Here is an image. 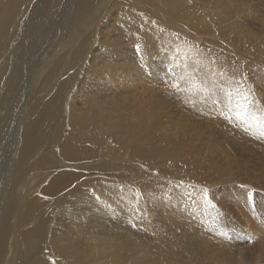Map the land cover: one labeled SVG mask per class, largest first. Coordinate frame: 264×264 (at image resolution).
Returning <instances> with one entry per match:
<instances>
[{"label": "bare ground", "instance_id": "bare-ground-1", "mask_svg": "<svg viewBox=\"0 0 264 264\" xmlns=\"http://www.w3.org/2000/svg\"><path fill=\"white\" fill-rule=\"evenodd\" d=\"M258 94L264 0H0V264H253Z\"/></svg>", "mask_w": 264, "mask_h": 264}, {"label": "rangeland", "instance_id": "rangeland-1", "mask_svg": "<svg viewBox=\"0 0 264 264\" xmlns=\"http://www.w3.org/2000/svg\"><path fill=\"white\" fill-rule=\"evenodd\" d=\"M254 88H255V91L257 93H259V94L262 93V90H263V86L262 85H258L257 84V85H255ZM259 94H258V97L260 98V100L258 102L259 103L261 102L260 106H261V109H263L264 108V100H263V97L261 98L259 96ZM263 111H264V109H263ZM236 145L237 144H235V147H236ZM262 145H264V144H262ZM238 154H237L238 156L236 155V159L238 160V162L243 161L242 159H245V157H246L245 154L246 153L242 152V153H238ZM250 164L251 165H255L256 166L255 168L259 169V171H256V177L255 178H253L252 176H249L248 177L249 180L247 181L245 187L240 188V189H243L242 197L246 201L247 205L249 206V210H252L254 212V214H256L257 216H259V217H261L263 219L262 221L260 220L261 222H259V226L260 225L264 226V198H263L264 197V167H262L264 165H262L261 163H258L256 161H253V160H252V162ZM251 167H253V166H251ZM248 174H250V172ZM261 184H262V186H261ZM249 194H251V199H249ZM234 197H236V195H234ZM256 198H258V199H256ZM231 208L232 209L227 207V217L234 220L236 218V212L234 211L233 207H231ZM234 224H236V223H234ZM246 228L247 227H244L243 229H246ZM255 230L256 229L249 230V231H247V230L244 231L245 233H242L243 238L245 236H247V237L251 236V237L254 238V236H256V234H257V232H255ZM262 243H264V242H262ZM230 246H231V248L227 247L228 248L227 250L230 252L231 255H233V256H235V258H237V254H238L237 250L238 249H235L236 248V244H235V248H233L234 245L230 244ZM241 248H243V250H246L245 255L248 256V257L250 256V258L252 259V263L253 264H264V250L260 251L258 249L259 247L257 248V244H256L255 240H253L252 243L246 242L245 245L242 244ZM254 251H255V253H254Z\"/></svg>", "mask_w": 264, "mask_h": 264}, {"label": "snow or ice", "instance_id": "snow-or-ice-1", "mask_svg": "<svg viewBox=\"0 0 264 264\" xmlns=\"http://www.w3.org/2000/svg\"><path fill=\"white\" fill-rule=\"evenodd\" d=\"M136 48H137V52L139 53L140 52V46L137 45ZM183 68L185 71H187V65H184ZM173 71H174V68H172V67H170L168 69L169 73H172ZM181 78H183V77H181ZM194 86L200 87L201 91H204V92L207 91V89L203 88L202 86H198V85H194ZM227 95H228L229 99H231L232 93H227ZM241 101H243V103H241ZM241 101L236 102L235 109L229 108L228 111L229 112L235 111L236 119L241 121L245 125H248L249 124V116H250L248 109L253 102L251 100H249V96L247 94H241ZM226 118H228V117H226ZM252 119L255 120L256 117L253 116ZM258 135H259V138L264 139V125L259 126ZM203 192L205 193V196H206L207 189H204ZM249 199H251V194H249ZM248 242L249 243L253 242V238L251 236L248 237Z\"/></svg>", "mask_w": 264, "mask_h": 264}]
</instances>
